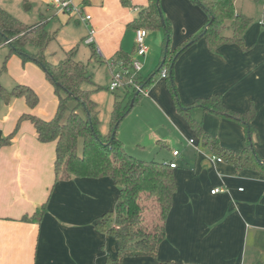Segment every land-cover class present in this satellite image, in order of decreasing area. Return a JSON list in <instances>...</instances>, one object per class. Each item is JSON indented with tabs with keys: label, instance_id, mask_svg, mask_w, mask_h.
<instances>
[{
	"label": "crops",
	"instance_id": "0c3cea01",
	"mask_svg": "<svg viewBox=\"0 0 264 264\" xmlns=\"http://www.w3.org/2000/svg\"><path fill=\"white\" fill-rule=\"evenodd\" d=\"M38 1L50 4L48 0ZM73 2L89 17L87 24L57 9L54 14L58 22L52 30L48 28L54 19L50 15L46 18L43 13L40 18L44 16L48 21L47 30L54 36L52 42H59L63 47L62 43L70 40L67 45L76 51V60L84 48L89 50L83 61L89 66L91 81L94 71L108 66L105 71L109 80L107 90L111 92L110 63L120 53L130 58L134 56L135 30L131 25L150 1ZM160 5L173 27L172 52L200 33L209 21L207 13L191 0H161ZM70 24L75 27L69 28V34H63L62 30H67ZM165 39L164 29L149 32L143 76H149L161 64ZM93 63L99 68L93 67ZM37 68L30 65L25 78H19V82L24 83L17 85H27L38 95L45 89L42 84L34 83L46 81ZM263 68L262 60L248 49L231 44L211 50L202 39L175 62L173 82L185 106L200 98L220 95L227 108L246 113L253 100L258 107L264 106ZM122 91L123 88L116 92ZM147 93L146 100L142 102L141 97L137 106L141 103L148 111L167 120L182 135L187 145L185 149L192 148L194 156L188 158L186 168H180L176 161L180 157H174L173 151L180 152V159L186 158L176 147L177 143L171 137L160 141L172 156L163 157L161 162L178 165L175 169L177 190L166 220V238L156 258L127 257L122 264H264V175L252 170L237 172L200 147L195 132L177 109L167 78L160 75L147 87ZM92 98L94 100L93 95ZM57 108L51 115L39 104L31 109L26 101L13 99L1 108L0 102V144L15 131L24 115L49 121ZM193 115L223 147L235 151L244 149L248 135L244 125L200 108L195 109ZM262 115L264 110L255 121L261 133L255 147L264 161ZM191 140L193 145L189 143ZM55 162L56 143L40 142L29 120H23L10 144L0 148V264H106L108 258H117L116 240L98 231L96 222L115 211L119 187L110 178L74 177L56 183ZM218 187H226L228 192L213 195L212 190ZM45 204L48 208L41 221L24 220V217L33 218Z\"/></svg>",
	"mask_w": 264,
	"mask_h": 264
},
{
	"label": "trees",
	"instance_id": "16d2710c",
	"mask_svg": "<svg viewBox=\"0 0 264 264\" xmlns=\"http://www.w3.org/2000/svg\"><path fill=\"white\" fill-rule=\"evenodd\" d=\"M149 1V6L139 13L131 27L135 31L143 29L148 32L164 29L166 45L159 67L149 76L137 75L135 80L147 89L157 76L167 70V80L177 109L195 132L199 146L233 166L237 172L252 170L264 175V161L255 147L260 140L254 125L257 116L255 105L251 103L246 113H240L227 108L220 95H213L185 106L173 82L175 62L202 39L211 50L231 44L247 50L244 35L252 19L237 12L235 0H191L207 13L209 21L200 33L191 36L172 52V24L161 10V0ZM42 17L39 23L28 25L0 6V48H10L8 57L17 54L43 67L58 96V108L51 120L24 115L15 131L1 141L0 148L10 144L23 120L31 121L40 142L56 143V183L74 177L110 178L119 187L115 211L98 218L96 222V229L113 237L118 246L117 258H108L106 264H122L127 257L156 258L166 238V220L177 190L175 170L166 162L134 158L118 136L120 123L137 106L143 94L131 86L124 87L120 94L115 92L109 132L102 135L97 103L92 98V92L83 88V84L92 79L88 66L76 60L74 50L59 63L47 60L45 50L54 36L47 30L48 21ZM227 30L230 34H225ZM30 48L36 49V52H30ZM114 62H122L128 68L127 77H131L132 58L120 53ZM5 97L3 93L5 103H9L11 97H24L31 109L39 103L37 93L27 85L15 86ZM70 102L74 105L69 106ZM80 108L84 109L85 115L79 112ZM197 108L244 125L248 134L244 149L235 151L223 147L217 137L205 131L202 121L193 116ZM47 208L46 204L43 205L33 218L24 217V220L41 221Z\"/></svg>",
	"mask_w": 264,
	"mask_h": 264
},
{
	"label": "rangeland",
	"instance_id": "374dc122",
	"mask_svg": "<svg viewBox=\"0 0 264 264\" xmlns=\"http://www.w3.org/2000/svg\"><path fill=\"white\" fill-rule=\"evenodd\" d=\"M48 1L50 3L49 5H47L48 3H46V1H44L45 3L43 4L38 0H0V6L8 10L21 21L30 25H34L41 21V13H43L46 18L50 15L51 19L54 20L51 21L48 29L52 30L58 20L56 18L57 16L55 17L54 14L56 12V8L55 4L52 3L53 0ZM48 8L49 10L51 9L52 12L47 10ZM236 9L240 13L252 19V23L244 35L245 46L253 55H255L257 58H260L264 65V25L260 24V22L264 23V0H237ZM74 27V24H70V27H68L67 30H62V33L69 34V28L73 29ZM225 34H230V31L227 30ZM69 41L70 40L64 41L62 43L63 47L60 45L61 43L51 41L52 44L50 42L51 45L45 50L47 60L51 63H59L60 61H63L67 57L68 51L73 49L68 47L67 42ZM154 44L155 43L152 41L153 46ZM80 45L81 47H85L84 44L80 43ZM28 50L33 53L36 52V49L34 48H30ZM87 51L89 50L84 48L80 52L79 57H77V60L82 61L85 65H87V63L83 60L87 56ZM9 53V47L4 46L0 48V89L3 90H0L1 108L6 105L5 96L7 93H11L17 84L24 83L19 82V78H25V73L28 71V67L30 65H35L38 67L37 69H41L45 81L47 82L41 83L40 80L38 83H34L35 85L42 84L45 89L42 92L40 91V94H38V104L43 107L45 113H50L53 115L57 108L58 96L55 92V87L47 77L44 68L36 62L24 60L17 54H13L12 56L8 57ZM93 56L94 55L92 54V58ZM94 65L96 64L93 63V67ZM95 67L99 68V65H96ZM107 68L108 66H106V68L103 67L97 69V71H94V80L85 82L83 84V88L92 92L94 101L98 104V109L100 112L99 131L102 135H105L109 132V120L112 110L111 99L113 100L112 95H114V93L107 90L109 83L105 72ZM90 69L93 71L92 67ZM262 76L264 80V68ZM159 77L160 75L157 76L156 79ZM95 83L97 85L101 84L102 87L96 86ZM38 87L40 89V86ZM145 90L147 91V89ZM3 93L5 98H3ZM113 97L115 98V96ZM146 97L147 95L143 94L141 101L143 102L146 100ZM13 99L22 100L24 103L26 101L24 97H11L9 101H12ZM253 104L255 105L258 116L259 112L264 110V106L258 107L257 102L254 100ZM26 105L28 106L27 102ZM72 105H74V102L69 103V106ZM79 112L82 115L86 114L83 108H80ZM260 119L264 123V115H262ZM257 131L260 139L261 133L259 132L258 128ZM118 134L119 138L124 143L127 152L139 160L161 162L163 157H172L171 152L168 151V148H163L160 142L168 140L169 137H171L173 142L177 143L174 144L177 148L179 147V149H181L182 154L186 158L183 160L180 159L181 157L176 159L180 168H186L187 165H189L188 158L194 156V152L192 151L191 147L188 146L187 149H185V146L187 145L183 140L182 135H180L179 132L176 131L167 120L162 119L159 117V115L154 114L151 111H148L144 106L141 105V103L136 106L120 123ZM175 134L177 135V140ZM81 147L82 143H80V148Z\"/></svg>",
	"mask_w": 264,
	"mask_h": 264
},
{
	"label": "built area",
	"instance_id": "2783aa9c",
	"mask_svg": "<svg viewBox=\"0 0 264 264\" xmlns=\"http://www.w3.org/2000/svg\"><path fill=\"white\" fill-rule=\"evenodd\" d=\"M55 4V8L58 10L59 13H63L69 16L77 17L81 23L87 24L89 22V17L84 16L83 9L80 6H76L73 0H53ZM90 34H93V30L90 31ZM149 32L143 29H138L135 31V52L134 56L132 57L131 63V77H127L126 73L128 68L122 62H114L110 63L111 73H112V80L109 86V90L111 92H116L126 86H131L137 90V92H141L142 94H148L147 91L143 88L141 84L135 80L137 75H143V68H144V59L148 54V47H147V38ZM162 78L166 79L168 76L167 70H164L161 74ZM191 145L194 144V141L191 140L189 142ZM174 157H181L179 151H173ZM216 158V157H215ZM217 161L222 162L220 158H217ZM172 169H177L178 165L176 162H166ZM242 191V189H241ZM228 190L226 187H218L212 190V194H219V193H227Z\"/></svg>",
	"mask_w": 264,
	"mask_h": 264
}]
</instances>
